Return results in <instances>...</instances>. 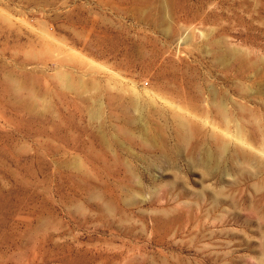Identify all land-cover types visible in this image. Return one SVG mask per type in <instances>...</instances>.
Segmentation results:
<instances>
[{"label":"rangeland","instance_id":"rangeland-1","mask_svg":"<svg viewBox=\"0 0 264 264\" xmlns=\"http://www.w3.org/2000/svg\"><path fill=\"white\" fill-rule=\"evenodd\" d=\"M0 264H264V0H0Z\"/></svg>","mask_w":264,"mask_h":264},{"label":"bare ground","instance_id":"bare-ground-1","mask_svg":"<svg viewBox=\"0 0 264 264\" xmlns=\"http://www.w3.org/2000/svg\"><path fill=\"white\" fill-rule=\"evenodd\" d=\"M209 163V162H208Z\"/></svg>","mask_w":264,"mask_h":264}]
</instances>
